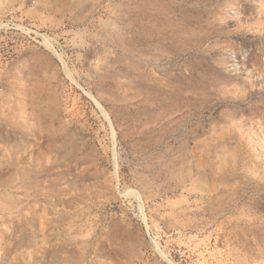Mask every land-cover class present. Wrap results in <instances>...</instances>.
I'll list each match as a JSON object with an SVG mask.
<instances>
[{
	"label": "rangeland",
	"instance_id": "1",
	"mask_svg": "<svg viewBox=\"0 0 264 264\" xmlns=\"http://www.w3.org/2000/svg\"><path fill=\"white\" fill-rule=\"evenodd\" d=\"M0 161V264H264V0H0Z\"/></svg>",
	"mask_w": 264,
	"mask_h": 264
},
{
	"label": "bare ground",
	"instance_id": "2",
	"mask_svg": "<svg viewBox=\"0 0 264 264\" xmlns=\"http://www.w3.org/2000/svg\"><path fill=\"white\" fill-rule=\"evenodd\" d=\"M26 148V147H25ZM27 153H28V151H27ZM0 164H1V161H0ZM28 168V167H27ZM27 168L25 169V170H27ZM30 170V169H29Z\"/></svg>",
	"mask_w": 264,
	"mask_h": 264
}]
</instances>
